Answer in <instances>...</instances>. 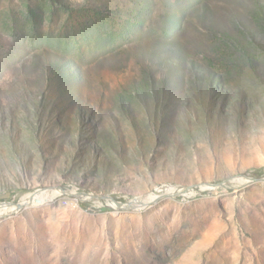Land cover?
I'll return each instance as SVG.
<instances>
[{"label":"rangeland","instance_id":"obj_1","mask_svg":"<svg viewBox=\"0 0 264 264\" xmlns=\"http://www.w3.org/2000/svg\"><path fill=\"white\" fill-rule=\"evenodd\" d=\"M0 264H264V0H0Z\"/></svg>","mask_w":264,"mask_h":264},{"label":"bare ground","instance_id":"obj_2","mask_svg":"<svg viewBox=\"0 0 264 264\" xmlns=\"http://www.w3.org/2000/svg\"><path fill=\"white\" fill-rule=\"evenodd\" d=\"M39 194H41L42 195V197L41 198H43V197H46L47 196V194H49L50 195V193H45V192H39ZM35 195H29L27 198H26V201L27 200H29V202L31 201L30 200V198H32V197H34ZM51 198V197H50ZM147 199H148V197H147ZM146 199V200H147ZM158 199V198H157ZM96 200H98V199H96ZM108 200V199H107ZM99 201V200H98ZM155 201V200H154ZM146 202V201H145ZM98 203V202H97ZM146 203H149L148 201L146 202ZM141 205H142V202H141ZM10 209V208H9Z\"/></svg>","mask_w":264,"mask_h":264},{"label":"trees","instance_id":"obj_3","mask_svg":"<svg viewBox=\"0 0 264 264\" xmlns=\"http://www.w3.org/2000/svg\"><path fill=\"white\" fill-rule=\"evenodd\" d=\"M255 173H256V175H261L262 170H257V171H255ZM81 206L84 207V208H86V206L83 205V204H81Z\"/></svg>","mask_w":264,"mask_h":264},{"label":"water","instance_id":"obj_4","mask_svg":"<svg viewBox=\"0 0 264 264\" xmlns=\"http://www.w3.org/2000/svg\"><path fill=\"white\" fill-rule=\"evenodd\" d=\"M63 194H65V193H63ZM166 196V195H165ZM141 198H137V199H135V201H137V200H140ZM22 207V206H21Z\"/></svg>","mask_w":264,"mask_h":264}]
</instances>
